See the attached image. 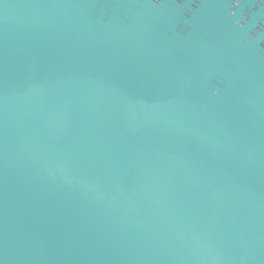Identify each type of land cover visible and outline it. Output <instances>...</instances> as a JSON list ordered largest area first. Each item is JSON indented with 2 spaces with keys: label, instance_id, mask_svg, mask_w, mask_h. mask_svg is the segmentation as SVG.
Segmentation results:
<instances>
[{
  "label": "water",
  "instance_id": "1",
  "mask_svg": "<svg viewBox=\"0 0 264 264\" xmlns=\"http://www.w3.org/2000/svg\"><path fill=\"white\" fill-rule=\"evenodd\" d=\"M0 264H264V0H0Z\"/></svg>",
  "mask_w": 264,
  "mask_h": 264
}]
</instances>
